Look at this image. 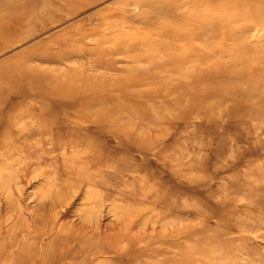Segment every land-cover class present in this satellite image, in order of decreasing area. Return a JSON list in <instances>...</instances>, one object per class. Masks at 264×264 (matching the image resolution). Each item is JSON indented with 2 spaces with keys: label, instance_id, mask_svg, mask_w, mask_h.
Returning a JSON list of instances; mask_svg holds the SVG:
<instances>
[{
  "label": "rangeland",
  "instance_id": "rangeland-1",
  "mask_svg": "<svg viewBox=\"0 0 264 264\" xmlns=\"http://www.w3.org/2000/svg\"><path fill=\"white\" fill-rule=\"evenodd\" d=\"M9 1L0 264H264V0Z\"/></svg>",
  "mask_w": 264,
  "mask_h": 264
},
{
  "label": "bare ground",
  "instance_id": "bare-ground-1",
  "mask_svg": "<svg viewBox=\"0 0 264 264\" xmlns=\"http://www.w3.org/2000/svg\"><path fill=\"white\" fill-rule=\"evenodd\" d=\"M11 4V2L9 1V0H0V35H3L4 33H7V30L8 29H6V25L12 20V19H14V16H15V14H14V12H13V10L10 8V5ZM36 11V10H35ZM22 73L23 74H27V72H26V70H24V71H22ZM55 89V90H54ZM54 89H51L53 92V97H49L52 101H53V103H46L47 104V106L44 108L45 109V112L47 111L48 112V114H47V120H48V122L50 121V125L49 126H52V122H56L57 121V114L54 112V110L56 109V108H58V107H67V108H73V107H77V106H79V104L77 103V101H69V102H65V101H61L60 100V98H61V95H65V96H74V92L72 91V90H67V91H65L64 92V89L63 88H57V90H56V88H54ZM84 89H86V90H90V88H84ZM94 89H98V87L96 86V87H92V89L91 90H94ZM85 91V90H84ZM88 92V91H87ZM104 105V104H103ZM105 106V105H104ZM111 106V105H110ZM84 108H85V112H87L86 114H88V116H90V115H92V114H94L95 112H93V110L91 109V105H85V106H83ZM53 108H55V109H53ZM42 110V109H41ZM42 112H43V110H42ZM102 114V113H101ZM95 115V114H94ZM19 117V116H18ZM93 118H94V120L95 121H97V122H99V124H100V127H98V128H103L102 130H104V131H106L107 129L106 128H108L109 129V126H114L115 127V125H117V126H119L118 124H117V122L116 121H114L115 119H113V117L111 118H107V117H105V116H103V114L102 115H99V116H92ZM114 123V124H113ZM113 127V128H114ZM3 141H1V139H0V143H2ZM13 167V166H12ZM102 176V175H101ZM104 178V177H103ZM97 191V190H96ZM175 234V233H174ZM165 235V234H164ZM98 250H107V247H102V248H100V247H96V248H93L91 251L89 250L88 252H87V254L85 255V261H86V259H87V257H89L91 254H93L95 251H98ZM150 251H156V252H158L159 250H150ZM43 252H44V254H45V256H46V258L45 259H43V260H41V262H40V264H46L48 261H50L51 260V258H48L47 259V256H50L51 254H54L52 251H51V247L49 246V245H47L46 247H45V250H43ZM79 252V251H78ZM76 253V252H75ZM29 253L27 252V253H20L18 256H19V261L20 262H22V261H24V260H27V259H29V257H30V255H28ZM71 255H73V253L72 252H70V251H67V252H65V253H63V254H54V255H52L51 257L53 258V259H57V260H59V259H61V258H66V257H69V256H71ZM188 254H183L182 256H180V258H176V259H174V258H169V260H167L166 262H165V264H187V261H188ZM124 261V260H123ZM29 263V262H28ZM123 263V262H122Z\"/></svg>",
  "mask_w": 264,
  "mask_h": 264
}]
</instances>
